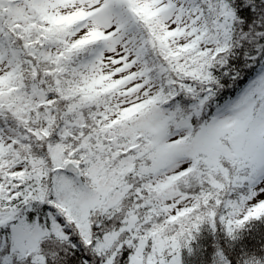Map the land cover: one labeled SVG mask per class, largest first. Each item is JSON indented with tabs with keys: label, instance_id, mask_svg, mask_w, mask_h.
I'll list each match as a JSON object with an SVG mask.
<instances>
[{
	"label": "snow or ice",
	"instance_id": "snow-or-ice-1",
	"mask_svg": "<svg viewBox=\"0 0 264 264\" xmlns=\"http://www.w3.org/2000/svg\"><path fill=\"white\" fill-rule=\"evenodd\" d=\"M262 219L264 0H0V264H181Z\"/></svg>",
	"mask_w": 264,
	"mask_h": 264
},
{
	"label": "trees",
	"instance_id": "trees-1",
	"mask_svg": "<svg viewBox=\"0 0 264 264\" xmlns=\"http://www.w3.org/2000/svg\"><path fill=\"white\" fill-rule=\"evenodd\" d=\"M193 236L189 247L181 250V264H244L250 256L264 259V219L250 222L236 239L228 237L219 222L215 229L208 222L201 224ZM218 251L224 261L217 256Z\"/></svg>",
	"mask_w": 264,
	"mask_h": 264
}]
</instances>
